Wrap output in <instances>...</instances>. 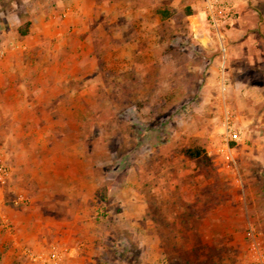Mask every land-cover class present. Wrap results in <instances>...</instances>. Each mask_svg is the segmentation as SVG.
Here are the masks:
<instances>
[{
	"label": "rangeland",
	"instance_id": "1",
	"mask_svg": "<svg viewBox=\"0 0 264 264\" xmlns=\"http://www.w3.org/2000/svg\"><path fill=\"white\" fill-rule=\"evenodd\" d=\"M68 1L0 0V73L8 78L0 87L17 88L21 104L36 101L30 112L21 107L26 124L0 126V160L11 169L0 182V230L22 232L45 219L68 228L65 222L82 215L86 224L70 229L96 236L97 264H264V150L253 137L258 128H247L250 136L239 143L243 130L228 114L237 136L229 139L233 158L227 157L226 118L223 128L214 127L218 89L207 78L211 55L195 44L222 41L228 29L221 38L186 11L158 23L154 11H138L155 0H81L85 11H67ZM32 18L38 22L34 32ZM19 24L24 37L15 29ZM143 40L150 44L140 54ZM15 130L19 141L7 144L6 156L1 147L15 139ZM44 131L47 148L66 146L64 169H72L73 181L60 175L63 182L52 183L39 170L43 160L33 157L42 152L49 167L47 149L36 147L23 159L11 155L13 147L32 148L28 137ZM189 146L203 147L202 159H190ZM73 147L77 151L68 153ZM76 179L90 190L78 193L71 187ZM47 243V250H68L49 238ZM34 249L27 246L25 256L40 262L30 255L47 250Z\"/></svg>",
	"mask_w": 264,
	"mask_h": 264
},
{
	"label": "crops",
	"instance_id": "2",
	"mask_svg": "<svg viewBox=\"0 0 264 264\" xmlns=\"http://www.w3.org/2000/svg\"><path fill=\"white\" fill-rule=\"evenodd\" d=\"M61 1L62 0H59V2ZM210 1L212 2L216 0H155L153 3H151L150 6H148L147 3L143 2L142 4H140V8L138 11H154L153 15L158 23L172 17L175 11H186V16H189L190 18H198L200 28L206 29L208 28L206 27V11L208 10ZM218 1L230 3L237 9L239 16L234 26L230 27L227 30L225 39H223L222 41L208 40V42H206L203 40H199L195 43L208 55H211L209 60L212 63L210 65L207 78L210 82L212 81L214 84H216V88L218 89L217 91H215L216 89L212 90L215 91V93L218 95L216 103H214L212 106L214 108V112L217 113L214 118V127L223 128L222 121L225 120L228 114L232 115L233 113L235 119L237 120L239 128L243 130L240 138L242 141L239 143H245V135L248 134L247 128L254 126L258 128L257 130H254L253 136L256 138L258 145L257 147L261 148V150H264V9L261 6V1L264 0ZM65 7H67L68 9H66ZM65 7L64 8L67 11H73L71 9H75V11H85L81 0H69L65 4ZM53 10L54 9H52V11ZM189 11L192 12L189 13ZM165 13H167L168 15L164 16ZM144 14H146V12H144ZM150 14H152V12ZM81 15H83L82 12L78 13V15L75 16V22L81 20ZM36 22L37 19H33L31 32H34L35 27H37L36 24H38V22ZM39 24L43 25V28L41 29V35H43L46 32V23H42L40 20ZM63 24H60L58 30L59 32H65L70 25V23L68 25H66V23ZM19 26L20 24L15 27L17 33L20 32ZM157 28L158 27H156L155 31L157 34H160L161 30L158 31ZM12 31V29H7L5 34L10 35L12 34ZM199 32L201 31L197 30V33L195 32V34L198 35ZM27 34L28 33L20 35L21 37H24L23 35L26 36ZM20 42L27 43L22 39L18 40V43ZM57 44L58 47L61 48L65 43L59 40L57 41ZM138 44V49H140L139 53L142 54L141 49H147L150 43H147L146 40H143V42L139 41ZM131 45L134 48L137 43H124V47H130ZM13 60L15 61L14 58ZM46 60L47 59H45L44 57L43 63ZM40 75L45 76L44 73H40ZM3 78L1 72L0 79ZM7 79L8 78H5V80ZM1 85L2 83H0V86ZM206 87L210 88L208 85ZM3 91L5 93L1 94ZM19 92L20 91L17 88L12 86L0 87L1 98H4V101L1 99L3 102L1 101L2 103H0L1 127H8L11 129H17L18 127L20 128L21 125H24L27 122V117L21 112V107L26 106L25 108H27L24 109L23 112H30L31 108H35L36 101L34 98L32 99V102L29 101L27 105H24L25 103L21 104L20 99H18ZM13 132H15V139L12 138L11 141H9V139L5 140L3 146V148L5 147V151L1 147L2 154H4L3 152H5L6 156V150L8 146L7 144L13 141L14 144L19 141L21 133L17 134V130ZM46 133L47 132L44 131L41 132L38 137H28L30 140H28L27 142L32 144V148L29 147L24 151H19L14 150L13 147L12 152H10L11 155L14 156V158L22 156L18 158L23 159V154L30 153L29 155L31 156L32 152H35L36 147H40V149H47L49 153H46L50 154V156H47V159H49V167H47L46 163H44L46 161V157H42V152H38L36 157H33L37 160H43L40 165H38L40 166L39 170H42L43 174L48 175L49 178H53L51 181L52 183L63 182V179H59L60 175L66 177V181L64 180V182L73 181V178L75 177L72 169H64V166H66L68 162L69 155L62 154V151H65L66 146H64V148L58 146H53V148L51 149L47 148V137H49V135L45 137L44 134ZM30 134L33 133L29 132L24 136H29ZM12 135L14 136V133H12ZM43 136L45 137L44 139H42ZM249 136L250 135H247V137ZM74 149L75 147H73V150L69 151L68 153H74ZM75 150L77 151V149ZM76 155L77 153L73 156ZM2 159L4 158L2 157ZM258 159H261V157H259ZM62 161H65V163H63ZM89 186L90 184L85 183L79 179H76L71 184V187H75V190L78 193L82 192V190L84 189H87V191H89ZM4 213V210L2 211L0 207V219L3 217ZM53 218V220H55V217ZM85 218V216L79 215L76 217V220L65 222L68 228H54L53 226H49L52 221L49 222L47 221V219H45L42 224L43 227L33 225L32 228L29 227L22 232H20L19 230H14L11 232L9 230H5V232H2L1 230H3V226L0 225V264H45V262L43 263L42 260H40V262H36L32 261L30 258H26L25 249L27 246H32L33 248H35L34 250H39L40 248H44V250H47L48 238L50 242L54 241V243L61 244L68 249L64 252V260H62L60 264H97V253L92 247V245H94L93 239H96V236H88L87 232L85 231L81 233V235H73L72 230L70 229L72 227L71 224H78V222H80L81 224H86L84 223ZM48 251L49 250H47L46 252ZM24 258L26 259L24 260Z\"/></svg>",
	"mask_w": 264,
	"mask_h": 264
},
{
	"label": "built area",
	"instance_id": "3",
	"mask_svg": "<svg viewBox=\"0 0 264 264\" xmlns=\"http://www.w3.org/2000/svg\"><path fill=\"white\" fill-rule=\"evenodd\" d=\"M206 19L207 24L211 29H215L221 38H224V31L234 26L239 13L235 6L230 3L222 2V1H210L208 10L206 11ZM225 129H226V138H228V142L226 144L227 150L229 151L227 157L233 158V151L229 145V139L236 138V134L234 133V124L233 120L230 117H226L225 121ZM11 169L0 160V182L4 183L11 177ZM22 199L23 197L20 195L19 197ZM18 202V201H16ZM64 252L60 250L57 246H53L46 254L44 255H36L32 253L30 256L34 259H40L47 264H60L62 261Z\"/></svg>",
	"mask_w": 264,
	"mask_h": 264
},
{
	"label": "trees",
	"instance_id": "4",
	"mask_svg": "<svg viewBox=\"0 0 264 264\" xmlns=\"http://www.w3.org/2000/svg\"><path fill=\"white\" fill-rule=\"evenodd\" d=\"M192 11H189V13H191ZM168 14L165 13L164 16H167ZM21 34H25L26 31L25 30H21L20 29ZM203 152H205V149L201 146L198 147H191L189 146L187 148L186 151V155L190 158V159H194V160H199L202 159L200 156L203 154ZM207 159V157H206Z\"/></svg>",
	"mask_w": 264,
	"mask_h": 264
},
{
	"label": "bare ground",
	"instance_id": "5",
	"mask_svg": "<svg viewBox=\"0 0 264 264\" xmlns=\"http://www.w3.org/2000/svg\"><path fill=\"white\" fill-rule=\"evenodd\" d=\"M197 33V32H196Z\"/></svg>",
	"mask_w": 264,
	"mask_h": 264
}]
</instances>
